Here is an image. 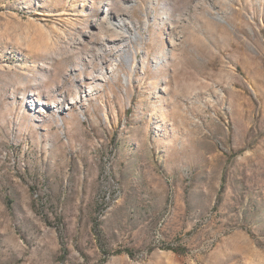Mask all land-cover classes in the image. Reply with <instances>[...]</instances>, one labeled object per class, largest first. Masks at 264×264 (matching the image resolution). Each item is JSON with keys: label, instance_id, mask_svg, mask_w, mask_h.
<instances>
[{"label": "rangeland", "instance_id": "obj_1", "mask_svg": "<svg viewBox=\"0 0 264 264\" xmlns=\"http://www.w3.org/2000/svg\"><path fill=\"white\" fill-rule=\"evenodd\" d=\"M0 264H264V0H0Z\"/></svg>", "mask_w": 264, "mask_h": 264}, {"label": "bare ground", "instance_id": "obj_2", "mask_svg": "<svg viewBox=\"0 0 264 264\" xmlns=\"http://www.w3.org/2000/svg\"><path fill=\"white\" fill-rule=\"evenodd\" d=\"M132 1V0H131ZM119 18V25H120V29L118 28H115V30L113 31V33L114 34H116L118 37H120L121 38V42H124L127 38H125L123 35H121V34H119V33H121V31H122V33H124V34H128L129 35V37L131 36L130 35V30L132 29V30H136V25H135V23L134 22H129V23H127L125 20H123L121 17H118ZM105 22L109 25V26H114V23H113V19H112V17L110 16V14H106V20H105ZM126 36V35H125ZM115 43H117L116 42V39H112V40H110V41H108L106 44H104V46H102V47H106V48H113L114 46H116L117 44H115ZM35 46H36V48L37 49H42V46H43V43L42 42H40V43H38V44H35ZM102 50V49H101ZM104 50V49H103ZM103 50H102V52H103ZM80 101V99L79 98H77V99H73L72 100V102L70 103V104H68L66 107H67V109H69V108H72V107H70V105H72V104H76L77 102H79Z\"/></svg>", "mask_w": 264, "mask_h": 264}, {"label": "trees", "instance_id": "obj_3", "mask_svg": "<svg viewBox=\"0 0 264 264\" xmlns=\"http://www.w3.org/2000/svg\"><path fill=\"white\" fill-rule=\"evenodd\" d=\"M175 253H179L178 251L174 250Z\"/></svg>", "mask_w": 264, "mask_h": 264}]
</instances>
